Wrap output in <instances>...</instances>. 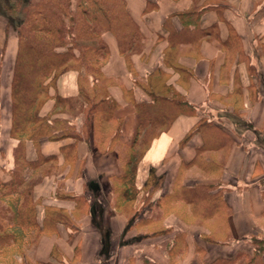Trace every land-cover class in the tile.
<instances>
[{"label": "crops", "instance_id": "obj_1", "mask_svg": "<svg viewBox=\"0 0 264 264\" xmlns=\"http://www.w3.org/2000/svg\"><path fill=\"white\" fill-rule=\"evenodd\" d=\"M126 1L140 28L141 41L128 61L116 37L106 32L104 40L109 48V58L103 67L104 73L115 80L110 91L120 103L118 115L124 119L122 139L131 140L135 133L134 103L150 99L136 80L157 67L170 74L168 83L180 90L196 109L192 114H180L154 140L139 165L135 185L142 188L151 166L161 168L165 165L174 175L180 167L182 172L179 171L178 177L190 169L197 178L183 182L193 184L200 178L195 169H201L196 165L189 167L197 152L205 146L207 151L215 148L218 165H222L221 172L205 175L200 180L218 183V188L210 192H219L225 204L221 214L226 215L229 238L224 243L209 242L203 238L207 232L203 226L204 230L196 234L193 253L188 244L183 255H171L175 236L163 240L166 242L163 248L168 247L167 255L154 252V247L160 251V244L156 242L149 247L143 241V228H160L162 224L158 219L165 216L160 200L171 188L164 190L165 181L144 206L139 205V198L135 200L134 214L117 212L114 206L115 211L107 217L103 203L106 204L111 193L109 184L121 173V165L115 151L101 153L87 139L77 142L73 138L45 139L40 141L38 148L31 141L26 143L28 159L53 155L60 167L38 178L35 184L33 198L37 203V214L46 213L50 206L63 207L72 213L76 204L66 195L87 199L86 205L74 211L84 213L77 219L84 221L69 226L71 234H64L65 228L60 223L47 226L48 231L55 233L54 238H59L62 247H69L65 248L66 253L62 251L63 264H144L146 261L147 264H211L213 261L222 264L224 260L238 263L232 259L241 251H254L253 235L264 238V0ZM203 4L208 7L198 20H187L189 29H196L195 32L185 34L187 27L183 14L205 6ZM182 31L183 40L175 46L173 36ZM169 49L175 53L173 61L181 70L163 63ZM17 51V29L5 11L0 10V174L4 180L10 178L9 169L13 166V148L17 141L11 135L12 80ZM181 71L187 75L181 77ZM56 85L64 95L75 96L78 93L77 72L61 75ZM54 104L55 99L50 108L41 109V114L52 112ZM204 114L210 115L229 135L225 147L212 145L211 138L200 133L182 143L187 132ZM71 147L74 155L69 157ZM155 152L159 154L153 157ZM103 179L107 180L106 189L102 187ZM145 217L154 219L152 225L146 224L149 221ZM165 219L166 223H175L176 217L170 213ZM52 243V238H43L32 257L47 262ZM43 245H47L44 252L41 250Z\"/></svg>", "mask_w": 264, "mask_h": 264}, {"label": "trees", "instance_id": "obj_2", "mask_svg": "<svg viewBox=\"0 0 264 264\" xmlns=\"http://www.w3.org/2000/svg\"><path fill=\"white\" fill-rule=\"evenodd\" d=\"M0 1L5 5L4 11L18 32V51L12 80L11 129V135L17 141L13 148V166L9 169L10 178L4 180L0 174V257L9 252L11 258L18 251L22 264H56L34 259L33 254L30 255L26 249L33 247V240L48 230L50 223L72 222L71 214L69 215L66 209L51 206L46 208L43 222L38 221L37 203L33 198L34 187L38 178L55 170L42 169L49 158H45V155L36 160L27 158L28 141L38 148L40 141L45 139L73 138L76 142L87 139L101 153L115 151L121 165V173L114 179L120 184L117 191L121 193L118 197L119 203L115 207H121L120 212L127 215L135 213L133 204L137 198L139 205L144 206L165 182L164 176L152 168L142 188L139 189L135 185V180L133 185L128 184L132 182V176L124 171L122 158L128 171H131L134 168L133 156L141 155L144 149L139 148L137 152L135 149L131 150L137 143L135 136L131 140L122 139L124 119L118 115L120 103L111 94L109 86L115 83V80L103 70L109 58L104 34L110 32L116 37L122 54L130 61L141 41V32L128 10L126 0H11L10 3ZM207 7L201 6L183 14L185 28L187 27L185 34L191 35L196 30L189 29L187 20L197 21ZM14 16L18 18L17 23L13 22V18H16ZM183 31L173 36L175 46L183 40ZM173 58L175 53L169 49L165 53L163 63L167 67L181 70ZM68 71L77 72L78 93L73 97H64L59 93L51 94V87L55 85L56 80ZM185 75L183 71L180 72L181 77ZM169 76L167 71L157 67L136 80V84L150 99L134 103V134H144V137L148 138L150 134L157 133L158 129H167L180 114L196 112L194 104L173 84L168 83ZM51 95L55 98V107L52 112L42 115L43 104ZM54 114L57 116L53 117ZM62 114L71 118L63 117ZM106 125L117 126L110 138L107 136L109 130L103 128ZM197 133L211 138L212 145L225 147L230 140L229 135L219 128L208 114L200 117L184 136L182 143L190 141ZM207 150L206 146L199 150L189 167L196 165L195 167L203 170L206 176H213L221 172L222 165H218L216 149ZM73 152L74 148L71 147L68 156L74 155ZM179 171L182 172L180 167L171 191L164 193L160 200L165 210V216L158 219L162 224L159 228L160 234L170 230L163 226V221L172 213L183 218L191 216L203 223L207 229L203 234L205 240L227 242L229 235L225 227L226 215L221 214L225 204L219 192H210L218 188V183L199 178L193 184H187L179 179ZM66 196L75 201L72 212L87 204L84 197ZM146 220L149 221L146 223L148 225H152L154 221L151 218ZM251 242L255 246L254 251H241L232 259L233 262H239L233 264H264V238L253 235ZM22 244L27 246L24 248ZM187 245L185 238H176L171 247V255H183ZM55 254H62L61 249L56 248ZM222 262L232 264L228 260ZM144 264H147V261ZM211 264L218 263L213 261Z\"/></svg>", "mask_w": 264, "mask_h": 264}, {"label": "rangeland", "instance_id": "obj_3", "mask_svg": "<svg viewBox=\"0 0 264 264\" xmlns=\"http://www.w3.org/2000/svg\"><path fill=\"white\" fill-rule=\"evenodd\" d=\"M6 3H10L11 0H5ZM5 9V5L2 3V1H0V10L1 11H4ZM16 18H13L14 19V23H17L18 22V18L17 16H14ZM69 72V71H68ZM58 80V79H57ZM56 80V81H57ZM115 83H112L111 85H109L110 87L114 86ZM54 93H59L60 95L64 96V97H73L72 95H64L63 93H61V90L58 89L56 83L55 85H53V87H51V94H54ZM54 96L51 95L50 97H47L45 103L43 104V107L42 108H50V106L52 105L53 101H54ZM57 111V110H56ZM63 117H67V118H71V116H66L64 114H62ZM79 117L82 119V116L79 115ZM103 128H105L106 130L108 129L109 132L107 133V136L108 138H110L113 134H114V131L117 129V126L115 125H106V126H103ZM159 133V134H157ZM157 133H153L152 135L150 134L148 138H145L144 137V134L142 135H136V134H133V138L135 136V139H137V143L135 144V146L132 149H135L136 152L137 150H139V148L141 150L144 149V151L142 152L141 155H134V163L132 165V168L133 170L131 171H128V167L126 165V162L125 160L122 158V162H123V168H124V171H126V173L128 174H131L132 176V182H128V184L130 183V186L133 185V181L136 180V178L138 177V169H139V165L142 161V159L144 158L145 154L147 153V151L151 148L154 140H156L157 138H159L161 136V134L163 133L161 130H157ZM56 141V140H55ZM105 145V144H104ZM122 149V147L120 146V150ZM123 156V155H122ZM49 158H47V162L43 164L42 166V169H48V170H59V167L58 164H57V161L55 162L54 160L56 156H48ZM132 157V158H133ZM53 159V161H52ZM152 168H155L156 171L161 174L162 176H164L165 178V186H164V190H169L171 188V185L173 184V181H175L176 179V175H177V172L178 170L176 171L175 175L173 173H170V170H168L167 168V165L161 167V168H158L157 166H151L148 170V174L145 178V181L146 179L148 178V176L150 175V172H151V169ZM41 170V169H40ZM39 170V171H40ZM196 173H198V177H205V172L204 171H201V170H198V169H195ZM201 175H200V174ZM34 176H36V173L34 174ZM196 175H192L191 174V170L188 169L186 173L183 174L182 177H179L180 180H190V178H197V177H194ZM144 181V183H145ZM120 184L116 183L115 180H113L110 184H109V189L111 191L110 195H109V198L107 199L106 201V204L103 203V207L105 206L106 210H107V217L112 215V211H115V205H118V197L119 195L121 194L119 191H117V188L119 187ZM164 185V184H163ZM114 192V194H112V192ZM125 204V203H124ZM120 208L118 206V209L116 208L117 212H120ZM71 218H72V222L71 223H66V222H58L60 224H62V226L65 228V231L64 234L67 235L68 234H71V228H69V226H71V224H75V225H79L80 222L84 221L82 219V221H78L77 219L80 218L82 216V214L84 213H78V212H67ZM89 213V212H88ZM88 215V214H87ZM45 213L41 214L40 216L37 214V219L38 221H42L45 219ZM100 216V214H99ZM173 216L176 217V220H175V223H166V219L165 221H163V226H167L168 230L169 231H166L164 234H160L159 232V228L157 230V228H152V227H146L144 226L143 228V231H144V234H143V241H145V243H148L149 247L152 246V244L156 243V242H159V250L160 251H156L155 247H154V252H159V253H164L165 254L167 253V250H168V247L166 248H163L165 247L164 243L166 242H163L164 239H167L168 236H170V238L172 236H175L176 238H186L187 241H188V244H189V249L191 251V253H193L194 251V243H195V239H196V234H198L200 231L204 230L203 229V226L205 225H202L198 220L196 219H193L191 216H188L187 218H183L181 217L180 215H175L173 214ZM170 227V228H169ZM166 228V227H165ZM206 228V227H205ZM30 236V235H29ZM28 237V236H27ZM52 238V245H51V251H50V257L48 258V260H46L47 262H53V263H56V264H60L61 262H65V257L63 256V254L60 255H57L55 254V250L56 248L58 249H61V251H63L64 253H66V249H69V247L67 246H64L62 247L60 241H59V238L58 239H55V233L54 232H51V231H48V230H45L41 236L39 235L36 239L33 240V247H28L26 248L27 249V252L31 254H33L34 252L36 253V247H34L35 245H38L40 243V241L43 239V238ZM61 244V245H60ZM23 247L25 248V246H27V244H22ZM71 245H73V243H71ZM167 245V244H166ZM66 248V249H65ZM71 248V246H70ZM16 251V250H14ZM12 251V252H14ZM67 252H69V250H67ZM9 254V252H8ZM5 255L3 257H0V264H5V263H12V264H22L23 262L21 261L20 259V255L18 254V251L16 253V255H14V257H9V255ZM167 255V254H166Z\"/></svg>", "mask_w": 264, "mask_h": 264}, {"label": "bare ground", "instance_id": "obj_4", "mask_svg": "<svg viewBox=\"0 0 264 264\" xmlns=\"http://www.w3.org/2000/svg\"><path fill=\"white\" fill-rule=\"evenodd\" d=\"M64 75V74H63ZM158 152H155V153H153V157H156V156H158ZM149 157H151V156H149ZM149 157H148V159H149ZM144 166H146V164H144ZM144 168V167H143ZM101 183H102V187L103 188H105L106 189V184H107V180L106 179H103V180H101ZM39 209V211H40V208H38ZM47 249V245H43L42 247H41V250L44 252L45 250Z\"/></svg>", "mask_w": 264, "mask_h": 264}]
</instances>
